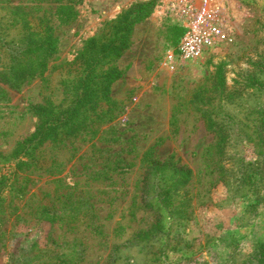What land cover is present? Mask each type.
Returning a JSON list of instances; mask_svg holds the SVG:
<instances>
[{
  "label": "rangeland",
  "instance_id": "1",
  "mask_svg": "<svg viewBox=\"0 0 264 264\" xmlns=\"http://www.w3.org/2000/svg\"><path fill=\"white\" fill-rule=\"evenodd\" d=\"M139 1L0 0V74L36 63L22 52L28 31L57 40L31 79L0 75V264H264V0H232L233 41L174 70L164 57L183 29L155 0L120 57L96 64L122 72L110 99L82 109L77 132L17 151L32 105L69 107L115 18ZM152 159L192 170L188 214H163L166 244L136 238L155 218L141 204Z\"/></svg>",
  "mask_w": 264,
  "mask_h": 264
},
{
  "label": "trees",
  "instance_id": "2",
  "mask_svg": "<svg viewBox=\"0 0 264 264\" xmlns=\"http://www.w3.org/2000/svg\"><path fill=\"white\" fill-rule=\"evenodd\" d=\"M155 5V0L139 1L132 3L126 10L115 18V34L112 40L103 44L90 58L87 73L78 81L79 92L75 95L71 105L64 110H55L50 103L44 102L32 105V110L37 117L35 130L18 145L19 154L28 148L35 149L46 141L56 140L58 136L70 135L86 123L80 119L82 109L87 106H96L97 99H110V86L119 79L122 72L115 66H108L99 74L95 73L96 64L101 59L108 58V62L120 57L130 43L133 26L147 18ZM49 29L46 28L48 33ZM56 38L48 33L38 37L34 31H28L25 36V48L22 52L34 55L36 63L29 66L12 67L6 74L1 72V79L5 82L18 85L43 71L46 58L54 53ZM95 39H89L87 45H95ZM251 81L253 79H250ZM55 110V111H54ZM259 132L260 144H264V121ZM261 154V153H260ZM264 157V154L262 155ZM248 165H254L249 162ZM258 174L259 166L253 168ZM192 177V170L185 165H178L169 159H152L146 165L142 180L141 204L145 209L152 211L154 220L149 228L136 234V238H153L161 235L163 244L167 241V226L163 220L165 212L172 213L178 220H183L188 214L190 195L187 185ZM264 254V253H263Z\"/></svg>",
  "mask_w": 264,
  "mask_h": 264
},
{
  "label": "built area",
  "instance_id": "3",
  "mask_svg": "<svg viewBox=\"0 0 264 264\" xmlns=\"http://www.w3.org/2000/svg\"><path fill=\"white\" fill-rule=\"evenodd\" d=\"M232 0H168L183 33L175 47L168 50L164 66L174 70L182 63L203 57L216 45L233 41L230 21Z\"/></svg>",
  "mask_w": 264,
  "mask_h": 264
}]
</instances>
